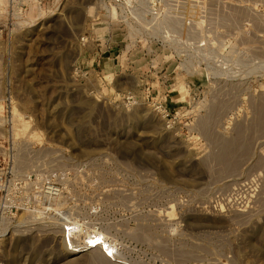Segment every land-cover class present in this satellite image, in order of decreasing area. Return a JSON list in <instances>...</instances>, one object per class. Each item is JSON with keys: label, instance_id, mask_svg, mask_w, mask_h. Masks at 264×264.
Here are the masks:
<instances>
[{"label": "rangeland", "instance_id": "obj_1", "mask_svg": "<svg viewBox=\"0 0 264 264\" xmlns=\"http://www.w3.org/2000/svg\"><path fill=\"white\" fill-rule=\"evenodd\" d=\"M199 6L249 44L248 77L173 121L85 40L106 34L104 0H52L0 33V264H264V0ZM66 224L95 247L66 245Z\"/></svg>", "mask_w": 264, "mask_h": 264}, {"label": "built area", "instance_id": "obj_2", "mask_svg": "<svg viewBox=\"0 0 264 264\" xmlns=\"http://www.w3.org/2000/svg\"><path fill=\"white\" fill-rule=\"evenodd\" d=\"M51 1L0 0V33L10 36L16 30L33 27ZM199 1L104 0L102 13L97 17L106 24L105 36L96 35L94 30L85 36L86 41L90 39L88 44L96 48L95 56H111L118 70L132 77L134 87L129 96L149 99L153 110L169 121H173L175 115L202 111L201 97L216 96V88L226 91L229 81L234 78L245 81L248 77L244 67L250 63L249 44L244 40L233 43L230 37L210 34L213 29L209 27L210 21L204 19ZM258 12L264 23V9ZM244 25L247 27L249 23L244 22ZM260 38L264 40L262 33H258ZM234 69L238 72L236 75ZM201 72L205 83H192L190 79ZM24 177L32 180L31 174ZM37 183L44 188L42 191L52 193L54 190L41 180ZM62 228L66 231V234L62 231L65 244L74 250L95 247L83 245L82 239L72 241L67 233L68 225ZM5 232L3 226L0 239Z\"/></svg>", "mask_w": 264, "mask_h": 264}, {"label": "bare ground", "instance_id": "obj_3", "mask_svg": "<svg viewBox=\"0 0 264 264\" xmlns=\"http://www.w3.org/2000/svg\"><path fill=\"white\" fill-rule=\"evenodd\" d=\"M97 26H98V24H96ZM96 26V27H97ZM181 86V85H180ZM68 231H67V233L68 234H70L71 233V228L70 227H68V229H67ZM65 232V234H66V231H65V229H63V233ZM86 239V241H85V246H87V245H96V240L97 239H99L98 237H96V240L95 239H92V238H85ZM98 244H101V248L103 249V247L104 246H106L105 247V254H107V255H110L111 253L109 252V251H107L108 249H110L111 247H110V245H106V244H104V243H100V242H98Z\"/></svg>", "mask_w": 264, "mask_h": 264}]
</instances>
